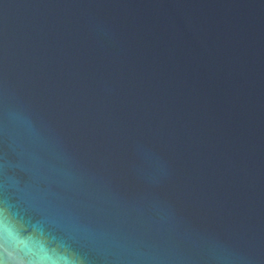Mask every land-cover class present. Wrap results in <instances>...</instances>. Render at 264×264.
I'll return each instance as SVG.
<instances>
[{"label": "water", "instance_id": "obj_1", "mask_svg": "<svg viewBox=\"0 0 264 264\" xmlns=\"http://www.w3.org/2000/svg\"><path fill=\"white\" fill-rule=\"evenodd\" d=\"M6 181L92 264H264V0H0Z\"/></svg>", "mask_w": 264, "mask_h": 264}, {"label": "clouds", "instance_id": "obj_2", "mask_svg": "<svg viewBox=\"0 0 264 264\" xmlns=\"http://www.w3.org/2000/svg\"><path fill=\"white\" fill-rule=\"evenodd\" d=\"M93 240V231L78 216L37 200L29 183L5 182L0 192V264H92L85 245Z\"/></svg>", "mask_w": 264, "mask_h": 264}]
</instances>
